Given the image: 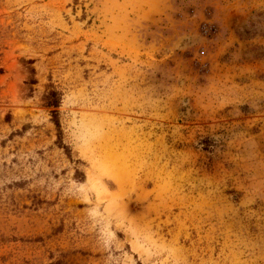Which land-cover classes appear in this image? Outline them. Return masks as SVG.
Instances as JSON below:
<instances>
[{
    "label": "rangeland",
    "instance_id": "1",
    "mask_svg": "<svg viewBox=\"0 0 264 264\" xmlns=\"http://www.w3.org/2000/svg\"><path fill=\"white\" fill-rule=\"evenodd\" d=\"M0 264H264V0H0Z\"/></svg>",
    "mask_w": 264,
    "mask_h": 264
},
{
    "label": "trees",
    "instance_id": "2",
    "mask_svg": "<svg viewBox=\"0 0 264 264\" xmlns=\"http://www.w3.org/2000/svg\"><path fill=\"white\" fill-rule=\"evenodd\" d=\"M46 106L49 108H57L59 106V99H58V93L57 92H50L47 95L46 98ZM53 115H57V111H53ZM56 125L58 126V123L56 122Z\"/></svg>",
    "mask_w": 264,
    "mask_h": 264
}]
</instances>
